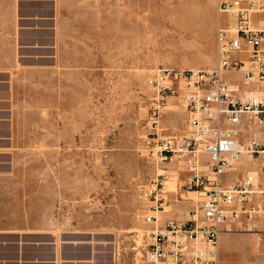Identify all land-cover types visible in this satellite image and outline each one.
<instances>
[{
    "label": "rangeland",
    "instance_id": "1",
    "mask_svg": "<svg viewBox=\"0 0 264 264\" xmlns=\"http://www.w3.org/2000/svg\"><path fill=\"white\" fill-rule=\"evenodd\" d=\"M63 3L65 16L80 32L79 44L66 48L59 68L32 63L29 75L37 82L19 87L21 113L0 119L5 121L0 126V222L19 224L20 243L23 235L35 234L41 236L33 242L43 244L48 232L78 243L82 248L72 255L84 263L144 264L140 252L150 226L143 217L149 212L139 195L157 168L178 178L170 192L163 186L166 203L160 215L173 204L196 206V200L184 197L194 194L181 188V162L160 163L147 152L148 78L160 67L215 65L216 0ZM251 20L264 25V13H252ZM225 77L240 84L237 73ZM172 88L159 115L166 134L188 129L185 89L178 90L176 83ZM248 130L260 132L264 126L250 124ZM256 137L264 143V135ZM237 168L258 170L252 162ZM229 242L238 263L250 258L251 264H264V240L258 248L244 234L230 236Z\"/></svg>",
    "mask_w": 264,
    "mask_h": 264
},
{
    "label": "built area",
    "instance_id": "2",
    "mask_svg": "<svg viewBox=\"0 0 264 264\" xmlns=\"http://www.w3.org/2000/svg\"><path fill=\"white\" fill-rule=\"evenodd\" d=\"M216 9L215 65L160 67L148 78L147 152L160 163L181 162V188L198 199L183 220L157 216L166 203L161 193L167 176L157 168L139 195L149 212L143 217L150 226L140 252L144 264H218L221 233H253L257 247L264 235V143L248 130L250 124L264 126V101L242 100L244 90L225 77L238 73L242 87L264 82V25L251 22L264 0H216ZM173 83L185 89L189 129L166 134L159 115L168 93L175 92ZM245 162L258 170L237 168Z\"/></svg>",
    "mask_w": 264,
    "mask_h": 264
},
{
    "label": "crops",
    "instance_id": "3",
    "mask_svg": "<svg viewBox=\"0 0 264 264\" xmlns=\"http://www.w3.org/2000/svg\"><path fill=\"white\" fill-rule=\"evenodd\" d=\"M63 1L0 0V119L4 113H21L19 87L37 82L29 75L32 63L59 68L67 55L66 48L79 44L80 32L72 19L65 16ZM16 10L22 13L16 14ZM41 10L45 13L35 14ZM262 90L264 87L256 88L258 94ZM4 122L1 120L0 126H4ZM3 133L0 130V135ZM258 134L261 137L264 131ZM178 207L173 204L171 210L160 215L161 219H185L189 207ZM19 229H22L19 224L0 222V264H90L72 255L82 248L78 243H68L51 232L42 235L46 239L43 244L33 242L35 237L41 236L35 234L23 235L26 240L20 243ZM239 234L252 236L256 241L253 233H221L218 264H240L229 242L230 236ZM262 240L264 235L260 245ZM251 263L250 258L244 261V264Z\"/></svg>",
    "mask_w": 264,
    "mask_h": 264
},
{
    "label": "bare ground",
    "instance_id": "4",
    "mask_svg": "<svg viewBox=\"0 0 264 264\" xmlns=\"http://www.w3.org/2000/svg\"><path fill=\"white\" fill-rule=\"evenodd\" d=\"M255 13H264V9H260L258 12H255ZM233 74H235V73H233ZM238 74V73H237ZM239 77H240V75H239ZM240 84H235L234 83V88H236V86H240L241 85V78H240V82H239ZM242 86V85H241ZM248 87H252L253 88V90H247L248 89ZM248 87H244L243 86V90H244V92H242V94H241V99L242 100H245V99H254V100H256V101H258V100H260V95L262 94V95H264V90H262L261 91V93H257V91H256V88L257 87H264V82H261V83H259V84H257V83H252L251 85H249ZM242 90V91H243ZM245 94H246V96H245ZM252 96L251 98H249V96ZM262 101H264V99H261ZM187 128L189 129V125H187ZM253 133V134H252ZM258 134V132H256V131H251V135H254V136H256ZM165 173V172H164ZM168 178V180H166ZM178 181V178H177V176H175V181ZM175 181L173 180V178L172 177H169V176H165V180H164V185H165V187L167 188L166 189V191L164 190V192H170L171 191V188L174 186V183H175ZM188 193H193L194 194V196H189V195H185L184 197H185V199H192L193 201L194 200H197L198 199V197H197V194L195 193V192H193V191H189ZM165 207V206H164ZM162 212V211H161ZM158 214L160 215V212H158L157 213V216H158ZM147 230V229H146ZM146 230H145V233H146ZM142 235H144V234H142ZM138 245H141V242H139V240H138Z\"/></svg>",
    "mask_w": 264,
    "mask_h": 264
}]
</instances>
